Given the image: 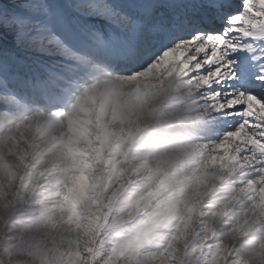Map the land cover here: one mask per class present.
I'll return each instance as SVG.
<instances>
[{
  "label": "snow or ice",
  "instance_id": "6c2138e0",
  "mask_svg": "<svg viewBox=\"0 0 264 264\" xmlns=\"http://www.w3.org/2000/svg\"><path fill=\"white\" fill-rule=\"evenodd\" d=\"M0 264H264V0H0Z\"/></svg>",
  "mask_w": 264,
  "mask_h": 264
}]
</instances>
